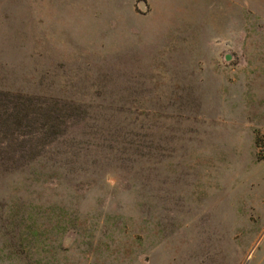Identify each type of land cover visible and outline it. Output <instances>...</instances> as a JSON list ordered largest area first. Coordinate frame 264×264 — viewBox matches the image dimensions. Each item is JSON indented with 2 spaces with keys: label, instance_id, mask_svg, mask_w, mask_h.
<instances>
[{
  "label": "rangeland",
  "instance_id": "obj_1",
  "mask_svg": "<svg viewBox=\"0 0 264 264\" xmlns=\"http://www.w3.org/2000/svg\"><path fill=\"white\" fill-rule=\"evenodd\" d=\"M0 264H264V0H0Z\"/></svg>",
  "mask_w": 264,
  "mask_h": 264
},
{
  "label": "trees",
  "instance_id": "obj_2",
  "mask_svg": "<svg viewBox=\"0 0 264 264\" xmlns=\"http://www.w3.org/2000/svg\"><path fill=\"white\" fill-rule=\"evenodd\" d=\"M56 120H57V117H56ZM55 123V128H58L59 127V123L56 121L54 122Z\"/></svg>",
  "mask_w": 264,
  "mask_h": 264
},
{
  "label": "water",
  "instance_id": "obj_3",
  "mask_svg": "<svg viewBox=\"0 0 264 264\" xmlns=\"http://www.w3.org/2000/svg\"><path fill=\"white\" fill-rule=\"evenodd\" d=\"M227 59H230V56H227Z\"/></svg>",
  "mask_w": 264,
  "mask_h": 264
}]
</instances>
